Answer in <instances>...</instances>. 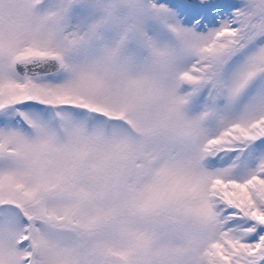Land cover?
<instances>
[{
    "label": "snow or ice",
    "instance_id": "snow-or-ice-1",
    "mask_svg": "<svg viewBox=\"0 0 264 264\" xmlns=\"http://www.w3.org/2000/svg\"><path fill=\"white\" fill-rule=\"evenodd\" d=\"M0 264H264V0H0Z\"/></svg>",
    "mask_w": 264,
    "mask_h": 264
}]
</instances>
